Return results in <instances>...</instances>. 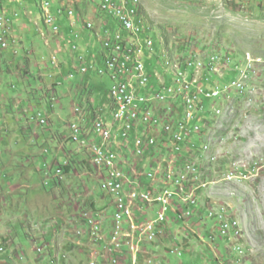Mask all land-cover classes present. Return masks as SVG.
I'll return each mask as SVG.
<instances>
[{"label": "rangeland", "instance_id": "rangeland-1", "mask_svg": "<svg viewBox=\"0 0 264 264\" xmlns=\"http://www.w3.org/2000/svg\"><path fill=\"white\" fill-rule=\"evenodd\" d=\"M47 1L5 0L8 15L0 8L2 14L13 20L15 33L12 44L20 52L15 58L16 63L13 61L5 66L0 63L2 72L7 73L2 75L10 77L13 84L23 86L26 83L22 90L18 88L17 102L25 100L22 102L23 106L34 103L33 108L38 110L42 107L43 116L46 115L52 123L43 129H34L28 124L18 131H12L11 126L9 127L11 139L17 143L13 146V151L28 153V158H34V154L46 156V149L49 147L50 155L47 157L50 165L60 168V165L69 160L73 164L70 173L58 179V185L53 182L55 172L50 175L51 184L47 188L44 187V183L48 182L47 176H38L34 170L29 169L27 176L23 178V172H19V184L27 185L24 190L27 191L25 197L28 200L24 204L25 200L20 199L18 206L20 216L23 217L25 212L26 218L30 217L29 224L39 222L43 229L54 227L53 236L48 231L51 233L49 254L52 258L42 264H88L89 254L97 255L101 245L89 236L78 235L80 231L83 233V226L74 228V223L80 220L83 222L87 214L98 213L101 214V229L108 232L112 209L110 205L105 207L107 197L103 195L99 184L100 173L90 164L89 152L81 147H70L67 140L70 137L69 125L75 121L74 113L77 108L80 109L84 125L91 122L93 112L94 118L102 114L104 117L109 115L110 110L102 109L105 107L102 102L105 98L109 99L111 79L106 77L108 75L98 76L93 72L83 84L78 74L75 81L64 79L66 62L73 56L70 48L61 43L63 40L60 37L56 38L43 30L41 14L47 8ZM73 3L78 5V10H86L80 17L82 20L93 18L95 31L98 33L102 20L94 15V6L88 0H56L53 7L72 8ZM139 3L147 25L155 36L169 44V49H162V53L165 51L171 57L173 54L170 52L178 55L192 54L202 60L209 55L219 54L223 59L229 57L231 65L248 64L249 56L256 61V74L253 75L249 93L241 97L232 94L229 101L223 98L217 103L210 102L212 108H222V114L212 116L213 123L205 127L201 138L197 139V147L202 144L204 147L207 142L210 146L212 141L211 154L201 152L193 160L187 155L189 161L199 163L200 181L206 184L198 192L202 213L199 222L205 224H200L196 218L178 226L175 225L177 222L174 223L175 228H168L166 234L157 241V247L148 246V249H143L151 251V254L143 255L142 259L151 261V264H264V0H139ZM13 25L11 24V31ZM82 28L81 21L77 31L89 36L91 32L85 26V30ZM68 34L66 31L67 37ZM88 39L91 40L84 37V40ZM84 40L77 44L78 47H83L80 50L82 54L89 49V46L82 44ZM90 42L99 53L101 44L96 40ZM52 56L59 60V66L63 68V73H56V79L64 82L65 87L56 86L57 81L47 77L55 71H49V67H46ZM223 63L222 61L221 65ZM164 74L167 73L164 71ZM6 82L12 84L9 80ZM87 82L91 83L86 84ZM3 86L7 93L9 85L4 83ZM62 87L66 91L64 96L60 93ZM93 87L96 89L91 90ZM54 92H57V96L51 100L53 96L50 95ZM36 99L44 100V106ZM3 120L0 115V124ZM25 123L26 119H21L19 125L22 127ZM170 156L171 154L167 155L168 158ZM211 156H215L216 161H211ZM21 158H17L15 163H22ZM129 162L131 170L140 161L131 157ZM153 162L155 166L167 165L165 161L158 159L150 160L148 167ZM17 176L18 174L15 175L16 179ZM31 193H34L35 201H29ZM208 211L221 212L237 221L241 230L240 239L223 243L216 237H209L217 235L218 226L215 219H208ZM42 232L41 230L40 234ZM19 236V244L29 248V240L22 232ZM7 242L0 241V247L11 244L9 240ZM70 245L73 250L68 249ZM236 247L242 248L243 254H238L234 249ZM17 250L13 252L15 257ZM173 252L176 253L172 254ZM9 253L8 250L0 252V258H7ZM45 253L42 251L31 254L29 257L32 264H39ZM65 255L66 259L61 258L58 262V257ZM18 259L13 264L28 263L26 258L27 261L24 258ZM93 261L97 264L99 259H94L91 263ZM0 264L9 263L0 261Z\"/></svg>", "mask_w": 264, "mask_h": 264}, {"label": "built area", "instance_id": "built-area-1", "mask_svg": "<svg viewBox=\"0 0 264 264\" xmlns=\"http://www.w3.org/2000/svg\"><path fill=\"white\" fill-rule=\"evenodd\" d=\"M3 1L0 0V8ZM54 3L55 0H48L47 15H53V23L45 30L60 37L70 48L73 57L72 62L66 63L68 79H74L76 74L111 73L109 91H115L110 118L98 116L88 129L78 117L70 124L72 143L89 152L90 164L100 173V187L112 199L108 238L100 243L103 250L97 264H151L141 259L149 254L143 251L145 246L160 240L176 219L186 222L200 208L198 192L206 184L200 181L199 163L189 161L187 155L193 160L201 152H212V141L209 147H197L191 139L193 136L200 139L205 127L213 123L212 116L222 114V108L212 111L207 102H220L223 98L229 101L232 94L241 97L249 93L256 61L249 56L248 64L238 67V63L231 65L229 57L223 59L219 54L209 55L205 60L192 54L185 58L173 55V74H164V66H160L163 73L148 70L143 54L154 52L155 47L145 31L137 0H89L95 15L109 17L108 22L102 21L98 33L96 27H91L104 55L99 60L95 56L88 59V55L77 57L80 50L77 44L82 41L77 28L81 21L86 25V19L79 18L74 7L54 8ZM3 24H12L9 17L0 21V48L6 50L9 46L2 44V37L10 38L11 32H3ZM50 65L60 69L54 56L46 67ZM226 74L231 77L226 79ZM135 75H142V82H135ZM212 75L221 81L210 87L207 85ZM239 79H246L245 90H238ZM222 82H230V89H222ZM76 115L80 116L78 108ZM32 120L38 125L47 123L42 121L41 114ZM131 157L140 162L129 170ZM158 159L167 165L155 166L153 162L148 167L150 160ZM210 159L216 161L215 156ZM56 177L63 178L62 169L57 170ZM116 208H123V215H116ZM100 216L87 214L80 234L94 240L97 231H91V223L100 222ZM112 217L121 219L120 227L112 226ZM209 217L217 220L220 238L240 239L237 221L221 212L209 211ZM235 251L243 254L240 247Z\"/></svg>", "mask_w": 264, "mask_h": 264}, {"label": "crops", "instance_id": "crops-1", "mask_svg": "<svg viewBox=\"0 0 264 264\" xmlns=\"http://www.w3.org/2000/svg\"><path fill=\"white\" fill-rule=\"evenodd\" d=\"M1 80L2 77L0 76V82ZM0 90H2V86L0 87ZM17 93H6L5 90L1 92L2 95H4L5 97L8 96V98L11 99V104L14 103L16 99H18ZM22 102H25V100H23ZM0 115L4 119L0 124V146H2V148L5 147V149L7 150L5 151V153L3 152V154L0 155V241H6V243H8L7 241L9 240L11 242L9 246H3V252L8 250L10 252L9 256L7 258H0V261L13 264L14 261L17 260V258H21L22 260L23 258H26L28 259V261L25 259L28 262L27 264H32V259L29 256L33 253H41L40 250H42L46 253L43 256V259L39 260V264L47 263V261H50V259L52 258V255L49 254L51 252V249L49 247L52 242L50 235L52 233L53 236L54 227L48 226L47 229H43L42 224H39V222H33L29 224L31 221L30 217L26 218L25 212L23 217L20 216V207L18 206V202L20 199L25 200L24 204L26 203V200H28L27 196L25 197L27 191L24 190L26 189L25 187L27 185L19 184V172H23V178L27 176L26 174H28L27 171L29 169L34 170L38 174V176H46L43 172H39L40 165H37V163L43 161L44 157L42 154H34V158L32 156L31 158H28V156H30L28 153L24 154L23 152L17 153L13 151V146L17 145V143L14 142L13 139H11L12 133L9 126H11L12 131L16 130L17 126H20L19 122L21 121V119L27 120V117L24 114H19L16 108L14 109L13 107H9V105H5L1 101ZM21 150L22 149H20V151ZM17 158H21L22 163H15ZM16 174H18L17 179L15 178ZM30 195L31 197L29 198V201H35L34 193H31ZM74 224L76 225L74 228L80 226L81 220L75 222ZM39 227L41 228L40 230L37 229ZM41 230L43 232L40 234ZM48 231L51 233H49ZM20 232H22L25 238L29 240V248H24L19 244ZM38 235L39 237L37 238ZM16 249L18 250L17 256L15 257L13 256V252ZM68 249L73 250L72 245H70ZM66 253L69 254L68 252ZM66 255L59 256L58 262H60L61 258L66 259ZM34 261L35 263H38L37 260Z\"/></svg>", "mask_w": 264, "mask_h": 264}, {"label": "clouds", "instance_id": "clouds-1", "mask_svg": "<svg viewBox=\"0 0 264 264\" xmlns=\"http://www.w3.org/2000/svg\"><path fill=\"white\" fill-rule=\"evenodd\" d=\"M88 2H89V0H88ZM55 3H56V0H55ZM90 4V3H89ZM77 4H75V3H73V5H72V7H74V9L77 11V14L79 15V18L81 17V16H83L85 13H86V10L85 9H83V10H78V8H77ZM56 7H58V6H56ZM2 8L5 10V12L7 11V8H6V2H5V0L3 1V3H2ZM40 8H41V4H40ZM55 8V7H54ZM93 10V9H92ZM42 12V11H41ZM92 12H95V10H93ZM7 13V12H6ZM7 15H8V13H7ZM94 15H95V13H94ZM140 15H141V17H143V19H144V28H145V31L147 32V34L153 39V41H154V44H155V51L154 52H145L144 54H143V59H144V61L146 62V61H148V62H146V65H147V68H148V70H150V71H154L155 69L156 70H161L162 71V73H163V70L162 69H160V65H159V58H160V55H161V51H162V49H169L168 48V46H169V44L168 43H166V42H164V41H162V40H160L159 39V37L157 38L156 36H155V34H154V32H153V30L147 25V22H146V20H145V17H144V12H143V8H141V11H140ZM97 16H99V18L102 20V21H106V22H108V20H109V17H107V16H105V15H102V14H100V13H98L97 14ZM10 19V18H9ZM89 19H91L92 21H93V18H90L89 17ZM11 20V23H12V25L14 24L13 23V20L12 19H10ZM96 23V22H95ZM42 26H43V23H42ZM96 27V26H95ZM83 30H85L84 29V25H83V28H82ZM43 30H45V28H44V26H43ZM67 31V30H66ZM46 32V31H45ZM89 32H91V31H89ZM15 33V31H14V25H13V28H12V31H11V37L9 38L10 39V41H9V47H8V49H6V50H2L1 48H0V56H1V58H0V63L2 64V65H7V64H11L13 61L16 63V59L15 58H17L18 57V55L20 54V52L18 51V50H15V47H14V45L15 44H12L13 43V34ZM64 34H65V32H64ZM82 35L83 34H81V38H82ZM93 35H95L94 34V32H91L90 33V35L89 36H85V35H83L84 37H86V38H91V40H96L99 44H100V42L98 41V39H96V38H94V36ZM55 37V36H54ZM67 37V36H66ZM68 37H69V35H68ZM67 37V38H68ZM84 37L82 38V40H84ZM56 38H58V37H56ZM62 40V39H61ZM91 40H84V42L82 43V44H85V45H87V46H89V49H88V52L86 53L85 51H84V54H82L81 53V51L80 50H83V47L82 48H80V50L76 53V56L77 57H79L80 55H83V56H85L86 58H87V55H88V59H91L93 56H95V58L96 59H100V57H101V55L99 54V53H97V49H95V46L94 45H91L92 43L90 42ZM61 43L62 44H66V42H63V41H61ZM45 44H47L46 43V40H45ZM102 47V46H101ZM93 50H95V53H93ZM101 52H104L103 51V48L101 49ZM171 54H173V55H178L177 53H175V52H170ZM188 55L187 54H181V57L182 58H185V57H187ZM52 58V57H51ZM50 61H51V59H50ZM50 61L48 62V63H46V65L47 64H49L50 63ZM68 62H72V60H71V58L70 59H68V61L66 62V63H68ZM99 63H100V61H98ZM60 64V63H59ZM52 70H55L54 71V73H50V74H48V76L47 77H49L50 79H55L56 81H57V79H56V73H63V68H60V69H53V67L50 65V67H49V71H52ZM61 71V72H60ZM6 71H3L2 72V69H0V76L2 77V80H1V82H0V87L2 86V90H0V102L2 101L3 102V104H5V105H9V107H13L14 109L16 108L17 110H18V112H19V114H24L26 117H27V120H26V123L25 124H23L24 126H17V131L18 130H20V129H23V127H25V125H31V127H33L34 129H43L44 127H46V126H48V125H51L52 123H50V119L48 118V117H46V115H45V117L43 116V113L41 112V110H42V107H41V109H37L36 107L35 108H33V105H35L34 103H29V104H25L24 106H23V104H22V101L23 100H20V102L18 103L17 102V99L15 100V102L14 103H10V101H11V99H9L8 98V96H4V95H2L1 94V92L2 91H4V83L5 84H8L9 86H8V92H10L11 94H16L17 93V90H18V88H20V90H22V87H24V86H26V83H24L23 84V86H20L19 84L18 85H16V84H13L14 82L10 79V77H4L2 74H7V73H5ZM68 67H67V69H66V71H64V73H66V74H64V79H66V80H69L68 79ZM206 72H208V71H206ZM28 73V72H27ZM204 73H205V71H204ZM55 74V75H54ZM90 74V73H89ZM88 74V75H89ZM96 74V73H95ZM88 75H85V76H82V75H79L80 77H81V80L80 81H83V79H85V80H87V77H88ZM97 75V74H96ZM207 75H208V73H207ZM229 77H231V75H227V78L226 79H229ZM209 78H210V80H211V83L210 84H208L207 86H212L211 84L212 83H214V82H216V81H221V80H219V77L218 76H215V75H212V76H209ZM11 81L12 82V84H9V83H7L6 81ZM74 81L76 80V76H75V78L73 79ZM79 81V82H80ZM55 85L56 86H64V82L62 83L61 81H57L56 83H55ZM65 87V86H64ZM32 88V87H31ZM49 88H50V86H49ZM50 90H52V86H51V89ZM19 91V90H18ZM7 92V93H8ZM38 93V91L35 93V94H37ZM61 94H62V96H64L65 95V93H66V91H65V89L62 87L61 88V92H60ZM34 94V93H33ZM50 96H53V97H51V100H54L55 99V97L57 96V92H54V93H52ZM109 97H110V95H109ZM36 101H40L41 103H42V105L44 106V100H42V99H36ZM40 102H39V104H40ZM103 103V105L104 106H106V104H105V102H102ZM208 104H211L210 103V101H208L207 102ZM41 105V104H40ZM15 106V107H14ZM33 108V109H32ZM64 109V108H63ZM79 109V108H78ZM103 109V108H102ZM103 110H106V109H103ZM109 110H110V113H109V115L107 116L108 118H110V114H111V106H110V108H109ZM22 111V112H21ZM101 113H103V112H101ZM30 114H32V115H30ZM38 114H41L45 119H46V125H38L37 123H36V121H33L32 120V118L33 117H36V116H38ZM75 114V121L77 120V117L78 118H80L81 119V117L80 116H78V115H76V112L74 113ZM103 115V114H102ZM95 119H93V120H91V124H92V122L94 121ZM87 123V122H86ZM83 125V127H85V128H87L88 129V127H86V124L84 125V124H82ZM27 129V128H26ZM28 130V129H27ZM69 130H70V125H69ZM34 138V137H33ZM34 139H39V138H34ZM192 140H193V142L196 144V145H198L197 144V137L196 136H193V138H191ZM67 142L68 143H70V147H75V148H77V146L76 145H74L73 143H72V140H71V131H70V137L68 138V140H67ZM119 145L122 147V143H119ZM78 149V148H77ZM5 151H6V149L5 150H3V148H2V146H0V155H2L3 154V152L5 153ZM46 152H47V154H46V156H44L43 154V157H44V159H43V161L41 162V164H40V170H39V172L40 173H44V175H46L47 177H48V182H46V183H44L45 185H44V187H46L47 188V185H50L51 183H50V178H49V176L50 175H52L54 172H55V176H53V182H54V180H58V179H60V178H57L56 177V172H57V170L58 169H62V165H60L59 167L60 168H58V167H56L54 164H52V165H50V160H49V158L47 157L48 155H50V148L48 147L47 149H46ZM67 164V162H64V165H66ZM42 165H44V166H42ZM63 175H64V173H63ZM65 176V175H64ZM63 176V177H64ZM100 184V183H99ZM102 190V189H101ZM103 195L104 196H106L107 197V203L105 204V207H107V206H111V209H112V211H113V206H112V199L103 191ZM201 207V206H200ZM112 213V212H111ZM201 209L200 208H198V210H197V212H196V215H194L193 217H191L190 219H188L186 222H190L191 220H194L195 218L196 219H198V222H199V219H201ZM111 216V215H110ZM206 216L208 217V219H215V218H212V217H209V211L206 213ZM177 220V219H176ZM216 220V219H215ZM177 222V223H176ZM186 222H181V221H175L174 223H176L175 225L176 226H178L179 224H185ZM174 223H172L171 225V227L169 228V229H174L175 227H174ZM200 224H205V222H202V221H200L199 222ZM216 223H217V226H218V222H217V220H216ZM81 224H82V221H81ZM216 225H215V228L217 227ZM80 227H81V225H80ZM77 228V227H76ZM214 228V229H215ZM213 228H212V230H214ZM87 236V235H86ZM216 237V239H219V240H222V242L223 243H225V242H227V241H230V240H228V239H222V238H220L219 237V234H218V231H217V235L216 236H214V235H209V237ZM157 241H159V240H157ZM157 241L154 243V244H151V245H146L145 246V248H147L148 249V246H151V247H153V246H158V244H156L157 243ZM101 248V247H100ZM103 249V248H102ZM235 249V248H234ZM4 251V248L3 247H0V252H3ZM101 249H99L98 251H97V255H95V254H89V258H88V264H90L91 263V261L92 260H98L99 259V254L101 253ZM40 252L42 253V250H40ZM149 254H151V251L150 252H148ZM174 253H176V252H173L172 254H174ZM145 256V255H144ZM142 257H143V255L141 256V259H142ZM92 259V260H91ZM143 261H145V260H147V259H142Z\"/></svg>", "mask_w": 264, "mask_h": 264}, {"label": "bare ground", "instance_id": "bare-ground-1", "mask_svg": "<svg viewBox=\"0 0 264 264\" xmlns=\"http://www.w3.org/2000/svg\"><path fill=\"white\" fill-rule=\"evenodd\" d=\"M137 5H140L139 0H137ZM45 6L48 7V1L46 2ZM41 18H42L41 20H43V26L44 27L52 25L53 15H47L46 8H45V10L43 9V13L41 14ZM6 20H8V16L5 14H2V12L0 10V21H6ZM84 26H85L86 30H88V31H91V27H95L94 22H92L91 19H87L86 25H84ZM11 27H12L11 24H3V32H11ZM2 44H6V46H9V38L8 37H2ZM154 46H155V44H154ZM159 65L164 66V71L167 74H173L175 72V60L173 57L169 56V54L166 53L165 51H163V53L160 55ZM246 65L247 64H245V63H244V65L238 64V67H245ZM104 75H108L106 77H109V79H111V73H104ZM135 82H142V75H135ZM222 89H230V82H222ZM245 89H246V79H239L238 80V90H245ZM110 96H111V100L113 101L115 99V91H110ZM215 103H217V102H215ZM211 110L212 111H219L221 109L217 108V107H215V108L211 107ZM42 121H46V119L43 116H42ZM207 143L204 145V147H209V145ZM116 215H123V208H116ZM100 220H101V216H100ZM108 223L110 226V222H108ZM112 226L113 227H120L121 226V219L119 217H112ZM91 231H97V233H95V235H94V240L99 242V243H102V241H105V239L108 238V232H106V230L101 229V222H92L91 223ZM80 233H81V231L78 233V235H81ZM100 249H102V246ZM91 264H96V261H93Z\"/></svg>", "mask_w": 264, "mask_h": 264}, {"label": "trees", "instance_id": "trees-1", "mask_svg": "<svg viewBox=\"0 0 264 264\" xmlns=\"http://www.w3.org/2000/svg\"><path fill=\"white\" fill-rule=\"evenodd\" d=\"M143 25H144V23H143ZM155 47V46H154ZM101 56H102V54L104 55V52H101L100 51V53H99ZM101 62V61H100ZM146 62H148V61H146ZM64 74H66V73H64ZM95 74V73H94ZM96 75V74H95ZM88 78V77H87ZM87 81V80H86ZM85 82V79H83V81H82V84ZM89 83H91V82H87L86 84H89ZM93 83V82H92ZM96 88L95 87H93V88H91V90H95ZM109 95H110V91H109ZM101 99H103V98H101ZM106 99V98H105ZM103 99V102H105V104H106V106L105 107H103V109H106V111H108L109 110V108H110V106H111V96L109 97V99ZM178 105H180V102H178ZM90 110H94V108H90ZM94 112L92 113V115H91V117H92V120L93 119H95L94 117ZM86 127H88V128H91V123L88 121L87 123H86ZM202 147H203V144H202ZM72 164H73V162L71 161V160H69L68 162H67V164L66 165H63L62 164V170H63V173H64V175H67V174H69L70 173V171H71V169H72ZM59 184V182H58V180H54V185H58Z\"/></svg>", "mask_w": 264, "mask_h": 264}]
</instances>
